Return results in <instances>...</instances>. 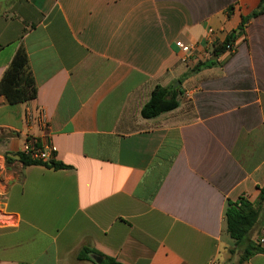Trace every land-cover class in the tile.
Segmentation results:
<instances>
[{
    "label": "crops",
    "instance_id": "0c3cea01",
    "mask_svg": "<svg viewBox=\"0 0 264 264\" xmlns=\"http://www.w3.org/2000/svg\"><path fill=\"white\" fill-rule=\"evenodd\" d=\"M260 3L0 0V81L24 48L37 87L25 103L0 95V154L30 138L69 165L0 167V264H97L83 247L121 264H230L248 240L228 233L227 200L264 186V11L241 28ZM179 81L178 107L143 117L155 86Z\"/></svg>",
    "mask_w": 264,
    "mask_h": 264
},
{
    "label": "trees",
    "instance_id": "16d2710c",
    "mask_svg": "<svg viewBox=\"0 0 264 264\" xmlns=\"http://www.w3.org/2000/svg\"><path fill=\"white\" fill-rule=\"evenodd\" d=\"M264 11V0H261L259 8L250 16H245L242 21L241 28L252 17ZM234 34L229 36L225 41L216 43L213 48L214 55H219L227 50L228 45L233 42ZM216 60L209 58L205 61L197 62L189 73L197 72L205 67L215 64ZM181 93V85L173 87H164L156 85L151 93L149 101L142 108V115L145 118H154L161 113L173 110L179 105V95ZM0 95H4L7 100L12 103H25L31 101L37 96V87L33 74L29 69V60L27 52L24 48H20L14 56L9 68L5 72L0 81ZM27 142L33 148L32 152L19 150L14 153H6V163L10 165L13 161L19 160L25 165L29 164H44L55 169L69 167L61 161L55 159L43 160L33 155L36 150L44 151L39 140L31 141L28 138ZM264 219V186L260 188V193L255 201H250L245 196H241L237 200H227L225 208V220L227 231L235 241L240 245L248 240L244 250L243 261H246L257 252L264 251V248L257 242L251 239L253 232ZM90 253L95 254L101 260L95 261L97 264H121L116 259L106 256L95 249L83 247L79 253V258L90 259ZM98 258V259H99Z\"/></svg>",
    "mask_w": 264,
    "mask_h": 264
},
{
    "label": "built area",
    "instance_id": "2783aa9c",
    "mask_svg": "<svg viewBox=\"0 0 264 264\" xmlns=\"http://www.w3.org/2000/svg\"><path fill=\"white\" fill-rule=\"evenodd\" d=\"M176 45L187 55H190L193 52V50L195 49V45L186 44V43L182 42L181 40L176 41ZM234 50H235L234 42H231L227 47V51L233 52ZM32 150H33V148L30 146L29 143H27L24 146V149L22 151H25L28 153V152H32ZM33 155L37 158H42L43 160H49L50 159L47 152L41 151V150L34 151ZM5 164H6L5 156H2L0 154V167H3ZM260 242L263 243L264 239H260Z\"/></svg>",
    "mask_w": 264,
    "mask_h": 264
},
{
    "label": "rangeland",
    "instance_id": "374dc122",
    "mask_svg": "<svg viewBox=\"0 0 264 264\" xmlns=\"http://www.w3.org/2000/svg\"><path fill=\"white\" fill-rule=\"evenodd\" d=\"M11 164L8 166V168L11 167ZM226 240H229V239L226 238ZM232 242H233V240H232ZM244 250H245L244 245H240L236 252H235V249L233 248L232 257L230 259V264H244L245 261L242 260V258L244 257L243 256L244 255Z\"/></svg>",
    "mask_w": 264,
    "mask_h": 264
},
{
    "label": "water",
    "instance_id": "95a60500",
    "mask_svg": "<svg viewBox=\"0 0 264 264\" xmlns=\"http://www.w3.org/2000/svg\"><path fill=\"white\" fill-rule=\"evenodd\" d=\"M179 83H180V81H179V82H177V83L174 85V87L178 86V85H179ZM98 260H101V259L99 258Z\"/></svg>",
    "mask_w": 264,
    "mask_h": 264
}]
</instances>
